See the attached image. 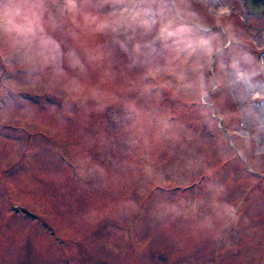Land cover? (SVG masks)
<instances>
[{"label":"rangeland","instance_id":"rangeland-1","mask_svg":"<svg viewBox=\"0 0 264 264\" xmlns=\"http://www.w3.org/2000/svg\"><path fill=\"white\" fill-rule=\"evenodd\" d=\"M44 6L47 64L0 50V264H264V11L182 0L199 59Z\"/></svg>","mask_w":264,"mask_h":264},{"label":"clouds","instance_id":"clouds-1","mask_svg":"<svg viewBox=\"0 0 264 264\" xmlns=\"http://www.w3.org/2000/svg\"><path fill=\"white\" fill-rule=\"evenodd\" d=\"M116 2L126 4L127 7L123 8L118 16L113 14L116 18L101 21V29L123 22L127 29H132L133 32L139 30L141 36L154 33L150 43L159 40L175 46L182 45L187 40H194L200 49L199 59L209 57L213 52L220 50V46H212L207 40L201 39V34L195 31V24L187 23L188 15L182 14V9L178 7L182 0H171L172 6L177 9L175 12L169 6L168 0ZM67 3L75 6V0H67ZM153 5L157 7L154 9ZM45 11L44 0H0V50L11 47L17 49L22 56L35 57L47 64L49 57L40 48L38 39L44 31ZM52 38L56 39L53 35ZM192 57L195 56L191 53L185 56L173 55L167 62L178 61L180 65H185ZM169 74L175 75V72L170 69ZM132 111L136 112V109L132 108ZM136 114L140 115L139 112ZM201 227L211 228V221H205Z\"/></svg>","mask_w":264,"mask_h":264},{"label":"water","instance_id":"water-1","mask_svg":"<svg viewBox=\"0 0 264 264\" xmlns=\"http://www.w3.org/2000/svg\"><path fill=\"white\" fill-rule=\"evenodd\" d=\"M245 3L251 13L264 11V0H245Z\"/></svg>","mask_w":264,"mask_h":264},{"label":"flooded vegetation","instance_id":"flooded-vegetation-1","mask_svg":"<svg viewBox=\"0 0 264 264\" xmlns=\"http://www.w3.org/2000/svg\"><path fill=\"white\" fill-rule=\"evenodd\" d=\"M168 4H169L170 7H172V11L173 12H175L177 10L175 6H172L171 0H168ZM154 7L156 8L157 6L156 5H153V8ZM178 7H179V4H178Z\"/></svg>","mask_w":264,"mask_h":264}]
</instances>
